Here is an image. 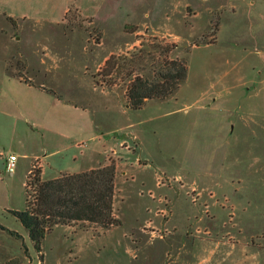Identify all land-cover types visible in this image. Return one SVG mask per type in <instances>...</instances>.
<instances>
[{
    "label": "rangeland",
    "instance_id": "rangeland-1",
    "mask_svg": "<svg viewBox=\"0 0 264 264\" xmlns=\"http://www.w3.org/2000/svg\"><path fill=\"white\" fill-rule=\"evenodd\" d=\"M72 1L98 3V25L74 8L64 26L31 21L13 44L53 91L37 97L0 82V264H39L10 213L26 209L36 162L43 181L91 165L116 170L119 226L55 227L42 241L44 264H264V0ZM59 2L33 0L31 14ZM154 43L171 48L157 59L187 61V79L173 97L132 110V79L153 80L156 64L147 56L127 66ZM18 52L10 72L24 64L28 73ZM109 55L122 56V68L104 76Z\"/></svg>",
    "mask_w": 264,
    "mask_h": 264
},
{
    "label": "trees",
    "instance_id": "trees-1",
    "mask_svg": "<svg viewBox=\"0 0 264 264\" xmlns=\"http://www.w3.org/2000/svg\"><path fill=\"white\" fill-rule=\"evenodd\" d=\"M74 8V5L70 7L65 16L66 21H71L69 13ZM9 19L16 26L14 20ZM142 47H144L143 44ZM149 47L150 50L144 48L136 50L142 54L135 56L127 66L133 72V67L144 65L147 56L156 64L153 80L140 76L132 79L126 95L129 108L132 110L142 109L150 101H163L173 97L187 79L188 65L185 59H172L171 61L157 59V55L162 57L171 48L163 47L160 43H154ZM121 57L111 55L105 62L101 75L109 76L115 69H121ZM18 69L15 76L28 83L29 81L24 76L25 65L21 64ZM132 76L133 74H129V77ZM99 77V74L93 76L97 87L103 86L98 80ZM34 169L33 165L28 176L30 182L26 183V186L32 189V195L28 193L26 209L11 210L10 213L28 230L40 264L44 263L42 241L46 234L55 227L69 225L80 227L86 223L106 229L119 226L120 221L115 218L113 207L116 176L113 165L82 173L64 174L46 181L41 180L39 171L34 172ZM0 229L6 230L1 225ZM8 232L21 238L17 233Z\"/></svg>",
    "mask_w": 264,
    "mask_h": 264
},
{
    "label": "crops",
    "instance_id": "crops-1",
    "mask_svg": "<svg viewBox=\"0 0 264 264\" xmlns=\"http://www.w3.org/2000/svg\"><path fill=\"white\" fill-rule=\"evenodd\" d=\"M54 1L55 0H46V2H48L47 7L51 6L53 8L52 4L54 3ZM32 3H33V0H0V21L2 22V26L0 27V35L4 36L5 37L4 39L9 40L8 48L6 49V51H4L0 55V82L3 84H7V86L10 88V90L18 89L22 92H25L24 90H26V91L33 93L37 97H41V96H44V94L46 95L48 90H50L51 92L53 90L47 89L46 85L42 81H38L40 71H38L37 73H34V71L31 70L30 65L28 63V54L21 48H20L21 52H18L19 50L15 49L13 44L14 43H18V44L21 43V41L23 40V35H24L23 33H25V28L30 26L31 21H33L36 24V26H37V24L44 23V22L45 23H47V22L48 23H55L58 26H60V25L64 26L66 23L65 16L69 12L70 6L72 5V3H74V1H72V0H60L59 5L55 6V9L49 8L48 11L45 10L44 13H41L39 11L37 13V16H32V14H31L33 11L32 10ZM73 5L75 6V8L79 9L82 12L83 17L92 18L93 19L92 23H96L98 25L96 17L94 16V12L97 9L96 5H98V3H93L90 6L89 3H83L80 1V3L77 4V2H75ZM1 8H4V9H1ZM9 18L13 19L15 22V25L18 26L19 34L17 36H15V34H14L15 33V29H14L15 26L10 21ZM98 27H101V26L99 25ZM100 29H102V27ZM21 32H23V33H21ZM71 33H73V31H71ZM90 38H91V36H90ZM43 51H42L43 53H42L40 61H41L42 65H46L47 64V57L46 56L48 55L49 50L45 47L43 49ZM17 52H18V55L24 60V62L27 65L28 73L25 72L24 75H25V78L29 81L28 83H26L22 79L16 77L15 72H10L8 62L10 59L14 58V55H17ZM109 57H110V55L104 59L102 64H104L109 59ZM57 62H59V61H57V60L54 61V63H55L54 67L58 69L59 66L56 65ZM54 93L57 94L56 91H54ZM53 103H54V101H53ZM57 103H60V101H58ZM71 125H72V123H71ZM75 129H76V131L78 130L77 124H76ZM140 147H141V144H140ZM92 153H94V152H92ZM82 164H83V162H82ZM41 168H42V178H43V172H44L43 169L44 168L42 165H41ZM93 168H94L93 165H91V167H89L88 170H91ZM88 170H85V171H88ZM30 171L31 170L28 171L29 174H30ZM81 172H84V169H83V171L81 169L80 171H78L76 173H81ZM63 174H75V173L60 172L59 175H57L56 177H54L52 179H56ZM52 179H50V180H52ZM26 251L28 253V250H26ZM27 253H26V257L30 259V254L28 253V255H27ZM42 254H43V251H42ZM37 255H38V253H37ZM2 262H3V264H15V261L14 260L12 261V259L3 260ZM18 264H22V263L19 262ZM39 264H40V261H39Z\"/></svg>",
    "mask_w": 264,
    "mask_h": 264
},
{
    "label": "built area",
    "instance_id": "built-area-1",
    "mask_svg": "<svg viewBox=\"0 0 264 264\" xmlns=\"http://www.w3.org/2000/svg\"><path fill=\"white\" fill-rule=\"evenodd\" d=\"M17 159L18 158L15 154H10L7 156L6 163H5V170L7 173L11 174L15 171ZM36 167H41V165L38 164V162H36L34 165V168Z\"/></svg>",
    "mask_w": 264,
    "mask_h": 264
}]
</instances>
